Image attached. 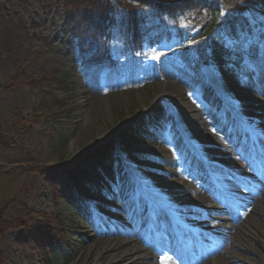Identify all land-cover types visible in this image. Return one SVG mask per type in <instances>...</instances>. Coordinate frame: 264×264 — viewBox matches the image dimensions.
<instances>
[{
    "label": "rangeland",
    "instance_id": "obj_1",
    "mask_svg": "<svg viewBox=\"0 0 264 264\" xmlns=\"http://www.w3.org/2000/svg\"><path fill=\"white\" fill-rule=\"evenodd\" d=\"M238 1L237 7L247 6ZM94 5V0H0V132L15 141L13 148L4 151L5 155L27 159L23 165L26 171H20L16 162L0 163V202L9 199L3 215L5 223L0 225L1 264H132L133 244L141 246L142 251L157 243L164 246L161 235L168 236L190 212L197 217L188 221L190 230H197L203 240L190 233L187 237L192 239L191 244L186 240L187 247L174 260L176 264H188L208 257L198 263L202 264L223 253L214 249L228 238L233 215L243 209L238 199L254 200L252 210L258 202L256 196L264 197V177L252 168L262 167L264 173V158L250 147V136L248 140L241 138L242 134H249L248 124L250 128L256 127L255 133L264 135V101L260 99L264 92L259 95L250 88L254 73L264 67V0H252L242 12L241 17L255 26V34L246 32L237 38L220 28L207 31L213 12L206 8L171 16L158 14L150 6L133 0H109L117 23L126 19L129 12H136L150 35L170 31L161 42L145 40L140 46L127 44L118 27L106 32V36L111 33L107 39L87 29L91 19L99 17ZM222 7L216 13L220 21L240 14L241 9L231 11L236 6ZM84 17L89 18L87 24ZM203 33L206 36L198 38ZM219 55L222 62L216 61ZM154 56L159 58L153 59ZM208 56L210 61L203 62ZM24 71L28 76L22 74ZM61 73L69 78L66 86L58 88L53 81ZM168 77H174L182 91L164 92ZM54 93L67 102L71 115L61 114L53 101L48 111L40 107L41 96L50 98ZM205 96L221 98L217 110L224 111L220 112L221 120H225L223 125L227 129L222 131L221 127L220 131L217 123L210 122L209 133L214 134V142L209 144L221 148L210 160L212 163L206 160L207 147L197 150L192 136L177 121L176 107L181 103L193 104L196 111L205 114ZM255 113L257 119H248ZM171 116L175 132L190 142L184 148L175 145L172 135L165 137L160 131ZM142 121L146 122L143 133L131 138L124 134ZM217 138L223 147L215 142ZM113 140L110 161L102 162L103 158L98 164L89 159ZM153 140L163 142L158 150H150L149 141ZM120 153L129 157L124 160L125 167ZM231 158L237 159L239 167L228 163ZM42 161L57 168L55 182L43 170L34 169L43 165ZM148 161L184 171L181 175H167V180L195 182L191 183L188 201L192 208L184 209V216L178 221L168 219L174 214L178 216L175 207H170L171 213L166 211V220L152 215L149 206L139 208L143 199L157 192L155 185L161 175L166 176L150 170L145 165ZM210 166L224 168L234 176L243 175L246 184L223 187L213 167V173H209ZM135 174L139 179L132 176ZM141 182L149 185L148 190L143 191ZM125 187L130 189H126L128 195H122ZM113 190L116 198L111 199ZM199 190L209 193L211 198L197 205L191 201L197 198ZM163 196L170 198L171 194L165 192ZM177 196L183 195L179 192ZM201 205L218 213L212 216L223 217L228 225L220 227L216 221H198L205 216L200 215ZM233 207L235 211L228 213L230 209H226ZM23 209L30 213V223L14 225L12 221L18 220ZM47 212H52L58 233L52 241L41 233L42 229L49 233L43 226ZM251 213L259 224L247 234L262 239L264 213L255 209ZM202 226L211 230L208 235L203 234ZM154 227L158 231L152 233ZM115 241L124 245L115 249ZM181 242L177 240V244Z\"/></svg>",
    "mask_w": 264,
    "mask_h": 264
},
{
    "label": "bare ground",
    "instance_id": "obj_2",
    "mask_svg": "<svg viewBox=\"0 0 264 264\" xmlns=\"http://www.w3.org/2000/svg\"><path fill=\"white\" fill-rule=\"evenodd\" d=\"M125 20V19H123ZM174 78V77H173ZM173 78L168 77V80H166L165 84L163 85V90H165L164 92H177V91H182V88L178 86V84L175 83V80H173ZM254 82L253 84L250 86L251 89H253L252 91H254L255 93L261 95L260 93L264 92V67L263 68H258L257 71L254 73ZM257 84V85H256ZM255 85L257 87H255ZM256 89V90H255ZM258 91V92H256ZM183 97H184V93H183ZM206 102L208 105V109L206 111L205 115L201 110H195L194 105L193 104H188V103H181L177 105L176 110L178 111V119L177 121L179 122V124L188 131V133L192 136L191 138L195 141V145H196V149H202L204 146L207 147L208 149V153H209V157L207 156L206 160L208 161V163H212L210 162L213 161L212 157L217 155L218 153H220L221 148L212 146L209 144V142H214V139L212 138L214 136L211 135L209 133V128H210V122L211 123H217V127L218 129L223 131V129L225 128V126L223 125L225 120H221L222 115L220 112H224V111H220L219 109L217 110V102L218 100L214 97H206ZM261 101H264V96ZM98 99H95V102L97 104ZM264 105V104H262ZM254 109H256L257 111L260 110L258 108V106H254ZM255 110V111H256ZM264 110V107H263ZM255 111L251 112L254 113ZM258 115L252 114L251 116H249L248 119H257ZM261 118L264 120V115L261 116ZM221 120V121H220ZM181 121V123H180ZM178 122H175L178 124ZM219 123V124H218ZM171 124V126H169ZM185 126H183V125ZM226 124V122H225ZM174 125V119L171 116V119L164 124L161 127V132L163 134V136L167 137L168 135H172L175 138V145H179V147H183L185 146V140H187V138L183 137L180 135V133H176L175 132V125H174V130L171 129L173 128ZM166 126H169L168 128ZM220 130V131H221ZM227 129L225 128L224 131H226ZM250 130H255V129H250ZM169 132V133H168ZM217 135V134H216ZM185 138V139H184ZM215 142L217 144L220 145V140H218V138L215 140ZM150 144V150H158L161 146L162 143L159 144L157 141L153 140V141H149ZM187 143V142H186ZM221 147L222 144L220 145ZM134 151H132L131 153H133ZM135 154V152H134ZM241 156V155H240ZM120 157L121 160L123 161L122 165L125 167V161L129 160V157L127 155H121L120 153ZM228 163L232 164V165H236L237 167H239L237 159H229ZM137 164V163H135ZM138 165V164H137ZM145 165L147 167H149L150 170H152L153 172H157V173H165L166 176L161 175L159 183L155 185V187L157 188V192L155 194H150L146 199H143L142 203L139 204V208H145L147 209V206H149L151 209H149L150 213L152 215H157L158 218L164 219L166 220L163 216L167 214H163L161 213V209L159 208V204L162 205H167V207H169V205H171V207H175L178 213V216H176L175 214L173 216H169L170 218L168 219H172L171 217L175 218V221H178L180 216H184V209H190L192 208L190 206V203H188V201L190 200L189 197L190 195H192L191 189L192 184L191 183H195L193 180H183L184 183H181V180L179 178L177 179H171V180H167V175L169 174H174L176 175H181V171L180 169H173L170 168L167 164H162L159 163L158 161H148L147 163H145ZM213 166H210V168L212 169ZM215 170V176L217 181L223 186V187H227V186H233L235 184V180L237 181H244L243 177L241 176H234L232 174H230L227 170H224V168H218V167H213ZM210 170V169H208ZM184 172V171H182ZM192 173H196L195 170L192 171ZM191 173V175L193 176V174ZM210 174L213 173V169L209 171ZM134 174V173H133ZM202 176H204V173L201 172L200 173ZM163 176V177H162ZM217 182V183H218ZM158 185V186H157ZM189 185H191V187H189ZM220 186V185H219ZM128 187H125L124 189H122L123 194L125 195L129 193V191L127 192L126 189ZM195 188V185H194ZM129 189V188H128ZM127 189V190H128ZM130 190V189H129ZM177 190H181V191H177ZM200 193L197 194V198L192 200L191 202L199 205L202 204V202H205L207 200H209L211 198V195L209 193L206 192H202V190H199ZM235 191H238L237 189ZM165 192H168L171 194L170 197V202L166 203L165 200L162 198L163 194ZM181 193V195H183L182 197L177 196V193ZM111 199L113 197L116 198V191L113 190V192H111ZM219 194V193H218ZM262 194V193H260ZM121 195V196H122ZM162 195V196H161ZM256 200H258V202H256L252 208L256 210V212L259 213H264V204L262 205V202H264V197L261 198L259 195L256 196L255 198ZM199 202V204L197 203ZM254 203V200H248L245 203H243V210L242 208L240 209L241 212H239L238 214L233 215V219H234V223L232 225H230L229 229L231 230L229 233V236H227L228 238L224 239L223 244L219 245V248H215L214 250H216V252H222V254L213 257L211 259H208L207 261H205L202 264H264V237L258 238L255 237L253 239L254 236H251L250 234H247L248 232H250L252 229H254L256 227L258 223L257 218L255 216V218H252V210H251V204ZM119 205V204H118ZM202 206V205H201ZM120 208V206L118 207ZM100 210V209H99ZM202 212L200 215H205L207 218H211L208 217L209 215H212L213 212H211L206 206H202L201 207V211ZM198 213V212H197ZM198 215V217L200 216ZM230 215V214H229ZM247 216V217H246ZM94 219H97L95 217V212L93 214ZM186 219L183 222H188L192 219V217H196L195 212H190L189 215L185 216ZM252 218V219H251ZM178 219V220H177ZM232 218H228L226 220H229ZM246 223H244V220H247ZM173 220V219H172ZM220 219H218L219 221ZM243 221V222H242ZM242 222V223H241ZM241 223V224H239ZM226 225H228L227 223H225ZM239 224V225H238ZM220 226H224V224H218ZM103 230V229H102ZM153 230V229H152ZM151 230V232H152ZM235 230V231H234ZM154 231L157 232L158 231V227H154ZM175 231L173 233L172 236H170L171 239H175L179 236L180 234V229L179 228H175ZM233 231L235 234H233ZM238 233V234H237ZM264 235V233H263ZM117 243H114L112 246H114L115 249H119L121 248L124 244H122V242L120 241H115ZM132 247L134 248V253L133 256L135 257V260L132 264H176L174 258H176V254L177 251L171 247L170 244L166 243L164 246H160V245H155L153 246V248H148V251H142V247L141 246H137L136 244H133ZM225 247V248H224ZM149 249L152 250V252H155L153 254L150 253ZM243 250H245L246 253H243ZM247 251H249L250 253H247ZM170 253V255H169ZM151 254V256H150ZM203 256V254H201ZM126 256V254H125ZM150 257V258H149ZM199 258V257H198ZM208 257H204L203 259H206ZM203 259H201L198 262H191L188 264H198L200 263ZM231 260V262H230ZM191 261V260H189ZM196 261V260H195ZM131 264V263H129ZM186 264V263H185Z\"/></svg>",
    "mask_w": 264,
    "mask_h": 264
},
{
    "label": "trees",
    "instance_id": "obj_3",
    "mask_svg": "<svg viewBox=\"0 0 264 264\" xmlns=\"http://www.w3.org/2000/svg\"><path fill=\"white\" fill-rule=\"evenodd\" d=\"M46 1H52V0H46ZM95 5H94V10L95 13L99 14V17L97 19H91V22H89V18H82L83 21L86 22V24L89 22L90 26L87 24V29L91 28L96 34L101 35V37L107 39L111 35L109 33L106 36V32H110L111 30L113 31L114 28L116 29L117 27L119 28V31L124 34L125 41L127 43H132L135 46H140L144 40L150 39L151 41H158L161 37V35L164 32H161L155 36L148 34L146 28H144L141 24L142 22L139 20V18L136 15V12H129V14L126 16L125 20H122L121 23H117V20L111 14L113 10L109 7V0H94ZM130 1V0H129ZM136 2H139L140 4H145L150 6L151 8L155 9L157 13L159 14H168L171 16H176L183 14L187 12L190 9H195V8H206L210 11L213 12V18L210 22V25L207 27V31H210L212 29L219 28L229 35H233V37L241 34L242 32L245 31H250L252 30V27L248 25V22L244 20L242 16V12L244 11L245 8H249L248 5L252 4V0H246L244 2L242 0L243 5H247L246 7H237V3L239 2L238 0H133ZM230 3V4H229ZM229 4V5H228ZM222 6H226L227 8H231L233 6H236L234 9H231V11H238L240 10V14L238 15H228L226 16L223 20L220 21L219 17L216 16V13L221 11L223 8ZM153 36V37H152ZM205 33L201 34L198 38L205 37ZM155 37V38H154ZM218 45H220L217 42ZM221 46V45H220ZM210 56H208L206 59H203L205 63H207L210 60ZM222 56L217 57V61H221ZM23 75H27V72L24 71L22 73ZM28 76V75H27ZM69 78V75L66 73H61L57 79L53 81V84H57L56 86L58 88H62L60 86H66L67 79ZM28 79V78H27ZM31 80V79H30ZM27 81V80H26ZM62 83V84H61ZM48 96H41V108H44V110L48 111L52 105H50V101H53V104L56 103L58 106L59 112L61 114L67 113L68 115H71L70 111V106L65 102V100L57 93H54L50 96V98H46ZM48 99V100H45ZM51 112V111H50ZM59 112H57L55 115H58ZM53 113V112H51ZM145 121H142L141 123H138L136 125H133L132 128H130L127 132H125V135L127 137H135L136 134L142 130V127L145 125ZM113 141L110 142L108 147L99 149L97 153L93 156H91L89 159L94 158V160L98 161L99 159L106 158L110 159V153L113 150ZM15 146V141L13 138L8 137L3 135L0 132V163L2 161H7L8 163L10 162H16L19 165L20 171H26V168L23 167L25 164L26 158L22 156H12L9 157L8 155H5L4 151H8L9 149L13 148ZM14 157V158H13ZM11 164V163H10ZM43 165H37L34 169L38 170H43L42 172L47 173L51 179L55 182V174L56 172L58 173V170L56 167L51 166L50 164H46V162L42 161ZM81 162H79L77 165H80ZM1 168V165H0ZM8 201H2L0 202V225L5 223L3 219L4 212L6 210V205L9 203ZM30 213L28 210L23 209L18 216V220L12 221L14 225L21 226L23 224H28L29 219H30ZM56 215V212H54ZM43 226L46 227L49 230V233L47 234L43 229H42V234L45 235L47 238L52 240H56L58 237L57 231L54 229L55 224L53 223V215L52 212H47L45 215V219H43ZM41 231V230H40ZM1 254H0V264H1ZM47 264H51L48 262Z\"/></svg>",
    "mask_w": 264,
    "mask_h": 264
},
{
    "label": "snow or ice",
    "instance_id": "obj_4",
    "mask_svg": "<svg viewBox=\"0 0 264 264\" xmlns=\"http://www.w3.org/2000/svg\"><path fill=\"white\" fill-rule=\"evenodd\" d=\"M159 57L158 56H154L153 59H158Z\"/></svg>",
    "mask_w": 264,
    "mask_h": 264
}]
</instances>
